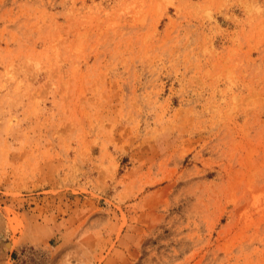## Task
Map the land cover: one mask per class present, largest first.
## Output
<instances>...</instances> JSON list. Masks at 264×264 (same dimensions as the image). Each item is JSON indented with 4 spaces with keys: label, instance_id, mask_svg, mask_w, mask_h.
Returning a JSON list of instances; mask_svg holds the SVG:
<instances>
[{
    "label": "rangeland",
    "instance_id": "rangeland-1",
    "mask_svg": "<svg viewBox=\"0 0 264 264\" xmlns=\"http://www.w3.org/2000/svg\"><path fill=\"white\" fill-rule=\"evenodd\" d=\"M0 264H264V0H0Z\"/></svg>",
    "mask_w": 264,
    "mask_h": 264
}]
</instances>
